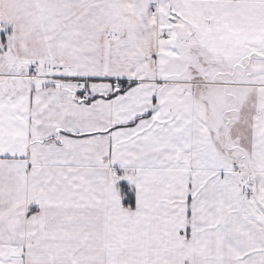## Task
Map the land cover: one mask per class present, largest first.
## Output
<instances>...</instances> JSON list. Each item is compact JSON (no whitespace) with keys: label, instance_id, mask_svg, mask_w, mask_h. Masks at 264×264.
Returning <instances> with one entry per match:
<instances>
[{"label":"snow or ice","instance_id":"6c2138e0","mask_svg":"<svg viewBox=\"0 0 264 264\" xmlns=\"http://www.w3.org/2000/svg\"><path fill=\"white\" fill-rule=\"evenodd\" d=\"M0 264H264V0H0Z\"/></svg>","mask_w":264,"mask_h":264}]
</instances>
